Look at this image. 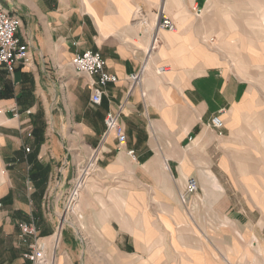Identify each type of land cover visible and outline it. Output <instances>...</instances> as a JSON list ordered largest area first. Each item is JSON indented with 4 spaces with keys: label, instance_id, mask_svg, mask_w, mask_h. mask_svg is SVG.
<instances>
[{
    "label": "crops",
    "instance_id": "0c3cea01",
    "mask_svg": "<svg viewBox=\"0 0 264 264\" xmlns=\"http://www.w3.org/2000/svg\"><path fill=\"white\" fill-rule=\"evenodd\" d=\"M0 7L19 18L30 55L11 74L0 65V107L17 108V117L0 115V264H28L33 238L17 226L27 221L54 264H264V0ZM159 8L176 29L158 30L150 50ZM85 49L118 77L96 106L97 76L71 66ZM109 111L126 133L120 147L103 133ZM214 114L219 129L209 125ZM93 148L98 170L61 221ZM189 177L198 193L183 205Z\"/></svg>",
    "mask_w": 264,
    "mask_h": 264
},
{
    "label": "built area",
    "instance_id": "2783aa9c",
    "mask_svg": "<svg viewBox=\"0 0 264 264\" xmlns=\"http://www.w3.org/2000/svg\"><path fill=\"white\" fill-rule=\"evenodd\" d=\"M145 21H143L144 23ZM156 28L152 35V43L150 45V50L155 47L157 43V32L160 29H165L168 31H175L176 24L165 14L164 9L159 8L156 13ZM19 18L8 13L0 7V65L5 67L7 73L11 74L19 64H27L30 62L29 58V46L28 44L20 43L17 37L18 30L20 29ZM106 61L104 57L101 56L100 52L87 50L77 52L72 56L71 66L77 73L87 74L89 77L97 76L96 79H92L90 82V88L92 90L90 96V103L92 105H100L102 94L104 92L103 88L107 83H115L118 77L116 74H111L105 71L104 66ZM145 63L142 64L137 72L131 73L127 77L130 84L135 85L139 83ZM11 111L13 117H17V108L0 107V115L3 113ZM209 125L214 129H219L223 126L221 116L214 114L210 120ZM104 135L112 134L114 135L117 145L120 147L126 141V133L122 124L118 118V112H107L104 116ZM25 151H29V148L25 147ZM129 156L134 157V150H129L127 152ZM82 173L72 179V184L65 194V202L67 207L73 205L79 197V190L84 183V179L81 178ZM198 189V183L196 178L189 177L186 179L184 190L181 194V199L184 201L185 194H195ZM81 218V215H78ZM64 218L61 219V221ZM20 229L21 235L31 236L33 240L30 242L28 251L22 253V257L27 260L28 264H54L53 258H48L46 255V247L44 242H40L37 236V227H35L33 221L19 222L17 224Z\"/></svg>",
    "mask_w": 264,
    "mask_h": 264
},
{
    "label": "rangeland",
    "instance_id": "374dc122",
    "mask_svg": "<svg viewBox=\"0 0 264 264\" xmlns=\"http://www.w3.org/2000/svg\"><path fill=\"white\" fill-rule=\"evenodd\" d=\"M152 50V49H151ZM145 66V65H144ZM138 71V70H137ZM91 106L92 105L91 103ZM98 152H97V148H93L92 153L89 155V157H87V159L85 161H83L82 163L79 164V166L76 167L74 175L72 177V179H74L76 176H78L79 174L82 173V177L84 179V183L82 185V187L79 190V197L77 199L76 202L73 203V205L67 207L66 202H65V198H64V204H63V208H62V214L60 216V219L64 218V220L67 222L66 216L67 215H71L73 214L76 208V205L79 201L80 198V193L82 191V189L85 187V185L87 184V182L89 181L88 179L91 178L92 176H94L98 170L97 168V164H96V156H97ZM197 180V179H196ZM198 183V181H197ZM72 184V183H71ZM71 186V185H70ZM70 188V187H69ZM68 188V189H69ZM198 193V189L195 191V194ZM184 194V193H181ZM180 194V195H181ZM195 194H185V199L184 201H182L181 196L179 195V200L182 202L183 205L187 204V201L189 199V197L191 196H195ZM65 196V195H64ZM63 221V220H62ZM65 222V223H66ZM59 229V228H58ZM58 235V234H57Z\"/></svg>",
    "mask_w": 264,
    "mask_h": 264
}]
</instances>
